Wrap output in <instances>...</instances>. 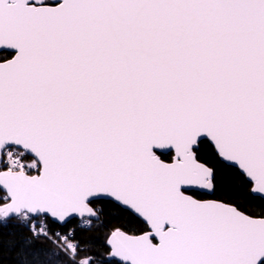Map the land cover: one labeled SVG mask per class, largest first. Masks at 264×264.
Here are the masks:
<instances>
[{"label":"snow or ice","instance_id":"obj_1","mask_svg":"<svg viewBox=\"0 0 264 264\" xmlns=\"http://www.w3.org/2000/svg\"><path fill=\"white\" fill-rule=\"evenodd\" d=\"M5 247L264 264V0H0Z\"/></svg>","mask_w":264,"mask_h":264},{"label":"trees","instance_id":"obj_2","mask_svg":"<svg viewBox=\"0 0 264 264\" xmlns=\"http://www.w3.org/2000/svg\"><path fill=\"white\" fill-rule=\"evenodd\" d=\"M202 198H213V197H209V196H205ZM73 223H75V221H73ZM69 227H71V225H69ZM58 230V229H56ZM9 229H4L3 230V239L5 241L11 239L14 240L16 242H19L21 240H23V238L25 237H29L30 233L28 232L27 229H16L15 231V235L14 236H9L8 233ZM36 245L38 247H43L46 248L50 251H55V245L52 242H49L47 240H38L36 241ZM18 249L16 247H13L11 250H9L7 247H5V250L2 254V257H0V260H2V264H16V251Z\"/></svg>","mask_w":264,"mask_h":264},{"label":"flooded vegetation","instance_id":"obj_3","mask_svg":"<svg viewBox=\"0 0 264 264\" xmlns=\"http://www.w3.org/2000/svg\"><path fill=\"white\" fill-rule=\"evenodd\" d=\"M205 199H207V198H205ZM210 199V198H209Z\"/></svg>","mask_w":264,"mask_h":264},{"label":"water","instance_id":"obj_4","mask_svg":"<svg viewBox=\"0 0 264 264\" xmlns=\"http://www.w3.org/2000/svg\"><path fill=\"white\" fill-rule=\"evenodd\" d=\"M207 199H209V198H207Z\"/></svg>","mask_w":264,"mask_h":264}]
</instances>
